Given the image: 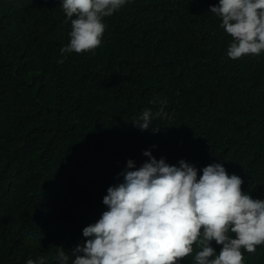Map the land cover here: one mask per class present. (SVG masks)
Returning a JSON list of instances; mask_svg holds the SVG:
<instances>
[{
	"label": "trees",
	"instance_id": "1",
	"mask_svg": "<svg viewBox=\"0 0 264 264\" xmlns=\"http://www.w3.org/2000/svg\"><path fill=\"white\" fill-rule=\"evenodd\" d=\"M218 3L127 0L103 18L99 47L61 55L71 21L60 0H0V264H57V246L71 264L108 187L144 151L183 159L198 178L222 163L264 200V51L228 57L233 38L209 11ZM145 109L153 122L141 131L132 123ZM241 251L264 264V244Z\"/></svg>",
	"mask_w": 264,
	"mask_h": 264
},
{
	"label": "clouds",
	"instance_id": "2",
	"mask_svg": "<svg viewBox=\"0 0 264 264\" xmlns=\"http://www.w3.org/2000/svg\"><path fill=\"white\" fill-rule=\"evenodd\" d=\"M126 2L60 0L71 21L70 42L60 49L61 55L99 47L106 27L103 18ZM209 11L222 19L220 27L233 38L228 57L264 51V0H219ZM166 103L160 101L155 116H168ZM152 122V110L145 109L132 124L145 131ZM151 131L158 133L160 127ZM142 154L146 162L136 168L128 160L120 173L123 182L108 187L103 197L108 210L83 228L86 239L71 249V264H178L193 253L194 244L199 249L195 264H244L241 249L254 253L264 244V200L242 191L243 180L229 176L222 163L204 167L198 178V169L183 159L177 166L157 160L151 151ZM212 241L222 245L218 254ZM69 259L63 246H57V264H69ZM26 264H47V257Z\"/></svg>",
	"mask_w": 264,
	"mask_h": 264
}]
</instances>
